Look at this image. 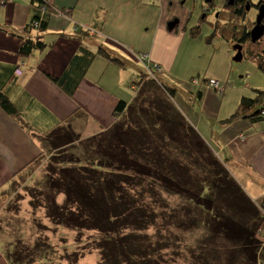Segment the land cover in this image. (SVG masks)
<instances>
[{"label":"trees","instance_id":"trees-1","mask_svg":"<svg viewBox=\"0 0 264 264\" xmlns=\"http://www.w3.org/2000/svg\"><path fill=\"white\" fill-rule=\"evenodd\" d=\"M245 1L249 0H239L233 5L232 14L220 12V17L241 18L245 11L241 3ZM32 3L37 11L25 30L46 32L50 4L48 0H32ZM227 6L232 9L231 5ZM225 27L228 26L224 24ZM250 38L248 27L241 40H236L234 35L231 42L244 47L252 43ZM45 47L40 39H23L19 54L29 56ZM100 51L122 67L128 65L112 58L109 52ZM254 59L264 72V50ZM145 67L146 75L140 76L136 97L130 104L122 101L116 106L117 120L109 130L82 140L69 127L62 126L45 137L46 147L54 150L53 175L46 181V217L59 230L98 234L94 248L99 253V264H165L160 253L174 244L166 237L169 227L163 229L159 224L161 215L164 219L173 216V231L180 233L183 229L191 230L196 223L189 210L179 211L189 217V222L178 211L169 214L160 196L167 194L184 198L191 207L201 210L197 221L210 233L209 242L204 244L206 251L232 253L248 264L264 263L263 207L253 202L231 173L227 160L214 153L209 142L171 102L176 91L159 78L163 76L158 70L161 68L149 59ZM147 72L163 83L159 88L167 99L150 95L149 91L158 89V85L151 80L143 81L150 75ZM254 93L253 97H242L230 120H264V89H256ZM0 110L12 117L19 114L2 88ZM147 196L150 202L145 201ZM154 201L159 210H155ZM212 237L216 239L209 240ZM42 247L50 249L38 242L29 254H43ZM82 257L81 252H75L67 255L66 260L77 264ZM22 259L19 248L7 255L10 264H24Z\"/></svg>","mask_w":264,"mask_h":264},{"label":"crops","instance_id":"crops-1","mask_svg":"<svg viewBox=\"0 0 264 264\" xmlns=\"http://www.w3.org/2000/svg\"><path fill=\"white\" fill-rule=\"evenodd\" d=\"M227 1L48 0V30L27 33L26 26L37 11L32 0H0V88L19 112L12 117L0 110V194L44 155L45 137L57 127H69L82 140L109 130L117 120L116 106L134 100L140 76L146 75L139 55L161 68L162 79L169 80L176 91L173 100L177 108L214 153L246 181L264 188V120H230L242 97L254 96L250 89L264 88V82L255 81L261 73L259 67L247 75V95L225 88L220 93L208 86L216 80L227 87L228 81L222 77L205 81L198 91L195 87L184 89L164 69H169L172 54L154 48L155 36L179 31L181 20L173 30L167 27L174 5L179 4L186 16L191 8L197 13L201 4L204 22L215 14L221 18L220 12L232 14ZM216 25L214 37L224 26L222 21ZM138 29L141 39L137 38ZM29 38L42 40L46 47L21 56L23 39ZM100 50L128 65L122 67ZM131 91L134 96L127 101ZM0 264H10L1 250Z\"/></svg>","mask_w":264,"mask_h":264},{"label":"rangeland","instance_id":"rangeland-1","mask_svg":"<svg viewBox=\"0 0 264 264\" xmlns=\"http://www.w3.org/2000/svg\"><path fill=\"white\" fill-rule=\"evenodd\" d=\"M259 3V0H251L252 7L246 12V19L232 15H223L217 19L215 14L213 18L207 17V21L204 22L201 20L203 15L201 4H198L197 13L193 14V8H191L186 16L181 12L179 4L174 5L173 12L170 14L172 16L171 22L181 20L179 31L168 34L163 32L153 39L156 52L162 51L164 54H172L174 58L169 61V65L166 64L169 69H164L173 79L179 81L184 89L195 87L198 91V86L205 81L212 77H222L223 80L228 81L227 87H223L226 89L225 91L237 90L241 93L245 92L247 95L249 91L244 88L247 82L246 78L255 67H258L254 57L258 52L264 50V36L256 44L250 42L245 44L244 58L241 62L233 60L236 51L233 49L234 44L231 40H234V35L236 40H241L248 27L251 31L256 22ZM221 21L228 27H222L218 37H214L213 34L217 30L216 24ZM171 22H168L167 27ZM138 32L137 38L141 39L142 31L138 29ZM147 73L150 74V72ZM149 76H146L148 79L144 78L143 81H146L145 83L154 81L158 85V89L149 91L150 95L163 100L167 99L166 93L159 88V84L162 86L163 83H160V80L158 82V79L156 80L151 74ZM159 78L170 86L169 80H166V83L162 79L163 77ZM215 79L219 80V78ZM195 81L198 85H194ZM255 81L256 83L264 82L263 71L255 77ZM112 88L116 89L115 87ZM253 90L256 89H250V94L254 93ZM133 96L134 92L131 91L126 97L127 101H131ZM171 102L177 107L174 100ZM53 156L54 150L45 148L44 155L22 173L6 192L0 194V250L10 256L18 248L21 249L24 264H70L66 257L75 252L83 254L77 264H99V253L94 248L98 234L95 232L78 234L65 228L59 230L46 217L45 195L48 194L46 181L48 176L53 175L51 171V168H54ZM231 171L253 202L257 206L263 207L264 213V188L246 181L235 169L231 168ZM161 195L164 204L168 206L169 214L172 211H178L179 216L189 222V217L183 211L179 212L180 209H185L191 211L192 216H194L193 219L196 220L191 230L183 229L180 233L173 231L175 229L173 216H167L164 219L162 213L158 212L163 217L162 220L159 219V224L163 226V229L164 226L169 227L170 233L166 237L170 243L174 244L160 253L165 264H248L232 253L224 254V251H219L223 252L222 255L216 252L209 253V250L206 251L204 244L209 242L208 238L210 237L207 235L210 233L203 227V224L197 221L201 210L191 207L184 198L172 197L167 194ZM148 196L145 201L150 202ZM58 200L60 202L61 197ZM153 205L155 210H159L155 201ZM213 239L216 237L209 240L213 241ZM38 242L41 245L50 246L49 251L42 247L43 254L30 255V249ZM217 242H220V238ZM220 246L217 247L220 248ZM84 247H86L85 250L82 249ZM239 257L241 256L239 255ZM257 264L264 263L259 261Z\"/></svg>","mask_w":264,"mask_h":264},{"label":"water","instance_id":"water-1","mask_svg":"<svg viewBox=\"0 0 264 264\" xmlns=\"http://www.w3.org/2000/svg\"><path fill=\"white\" fill-rule=\"evenodd\" d=\"M263 20H264V4L262 5L261 8H259V14L257 16V20L254 24L253 29L250 32L252 43L258 42L264 36V24L262 23ZM178 23L179 21L175 20L168 25V28L170 30H173L175 25H177ZM233 49L236 51V55L234 56L233 60L235 62H241L243 60L242 46L236 45L233 47Z\"/></svg>","mask_w":264,"mask_h":264},{"label":"built area","instance_id":"built-area-1","mask_svg":"<svg viewBox=\"0 0 264 264\" xmlns=\"http://www.w3.org/2000/svg\"><path fill=\"white\" fill-rule=\"evenodd\" d=\"M138 57H139L140 62L143 63L145 66H147L148 57L145 55H139ZM156 67H158V66H156ZM147 70H149L148 67H147ZM158 70L162 71L161 69H158ZM208 86L213 88L214 90L220 92V93L223 92V90H224L223 87L220 86L219 82L216 80L209 81Z\"/></svg>","mask_w":264,"mask_h":264},{"label":"flooded vegetation","instance_id":"flooded-vegetation-1","mask_svg":"<svg viewBox=\"0 0 264 264\" xmlns=\"http://www.w3.org/2000/svg\"><path fill=\"white\" fill-rule=\"evenodd\" d=\"M238 1H239V0H229V1H227V4H228V5H231V7H232V9H233V7L236 5V3H238ZM259 2H260V3H259L258 8H257L258 11H259V6H261V5L264 4V0H260ZM233 5H234V6H233ZM241 5H244L246 11H248V10L250 9V7H252L251 0H249V1H245V2L241 3ZM232 9H231V10H232ZM262 23L264 24V20H263ZM250 41H251V38H250ZM241 46H242V45H241ZM243 50H244V47L242 46V53H243ZM258 56H260V52L257 53V58H258Z\"/></svg>","mask_w":264,"mask_h":264},{"label":"bare ground","instance_id":"bare-ground-1","mask_svg":"<svg viewBox=\"0 0 264 264\" xmlns=\"http://www.w3.org/2000/svg\"><path fill=\"white\" fill-rule=\"evenodd\" d=\"M261 7H262V5H261V6H259V8H261ZM246 12H247L246 10H245V11H243V13H242V15H241V18H244V19H245V17H246V15H245V14H246ZM258 14H259V11H258ZM257 16H258V15H257ZM256 20H257V18H256ZM252 29H253V28H252ZM252 29H251V30H252ZM250 32H251V31H250ZM261 39H262V38H261ZM261 39H260V40H261ZM260 40H259V41H260ZM251 42H252V41H251Z\"/></svg>","mask_w":264,"mask_h":264}]
</instances>
